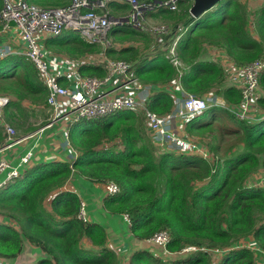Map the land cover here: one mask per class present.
<instances>
[{"label": "trees", "instance_id": "1", "mask_svg": "<svg viewBox=\"0 0 264 264\" xmlns=\"http://www.w3.org/2000/svg\"><path fill=\"white\" fill-rule=\"evenodd\" d=\"M252 1L220 0L212 11L198 18L189 14L192 0L180 1V12L161 11L171 20L164 46L179 36L176 52L183 64L180 71L165 57V49L154 58L148 57L150 43L157 42L155 37L127 23L114 24L109 30L111 43L133 41L116 51L80 37L74 45H62L65 30L47 39L46 47L60 44V50L74 59L76 55L104 52L111 59L132 63V74L153 87L147 108L159 115L172 110L176 91L201 97L214 92L228 104H237L240 90L225 84V72L209 51H221L237 65L264 58V0L258 5ZM123 6L122 10L129 7ZM125 31L130 32L123 36ZM78 71L100 77L107 72L87 64ZM58 81L64 86L68 83ZM168 84H172L173 92L168 91ZM259 87L263 94L256 105L264 111V70ZM0 95L13 97L5 107V116L9 106L21 115L24 100L46 104L48 90L33 62L24 54L14 53L0 58ZM221 111L229 121L212 115ZM81 120L70 126L67 135L77 152L72 163L42 162L0 188L1 259L15 258L29 242L43 252L44 257L36 264H121L114 247L105 245V227L79 219L78 195L61 190L71 174L78 172L91 182L118 184L119 192L107 195L104 206L112 214L125 215L135 239L148 243L154 233L168 232L164 247L153 250L149 242L148 247L134 249L129 264H213L211 251H221L215 264H264V185L248 183L264 173V115L242 120L212 106L186 122L188 135H210L211 160L195 153L157 154L144 116L139 113L123 110ZM216 120L220 126H215L214 132L206 131ZM5 135L0 125V144ZM226 138L232 141L229 144L227 140L223 149L217 142ZM83 238L98 249L88 248ZM242 241L245 244L239 246Z\"/></svg>", "mask_w": 264, "mask_h": 264}, {"label": "built area", "instance_id": "2", "mask_svg": "<svg viewBox=\"0 0 264 264\" xmlns=\"http://www.w3.org/2000/svg\"><path fill=\"white\" fill-rule=\"evenodd\" d=\"M108 1L110 0H97L92 4L91 0H70L64 6L43 7L27 0H2L0 30L7 29L11 24L15 25L25 43L24 55L33 62L40 80L48 90L47 103L52 107L53 114L50 115L44 127L53 125L66 114H71L75 119L97 118L117 110H135L142 113L148 133L161 149L194 152L198 150V144L178 132L176 123L174 127L176 120L185 123L212 104L227 108L242 120L257 117L255 105L259 96L263 94L259 87V77L264 70V58H256L243 65L225 61L229 83L240 90L239 103L227 104L213 93L204 97L183 93L179 99H175L174 109L159 115L147 108L150 87L132 74V63L123 59L108 58L104 52L91 54L88 58L81 60L63 58L58 61L49 56L50 53L40 43V39L46 36H57L64 29L79 32L83 39L99 44L103 49L110 46L108 33L111 25L123 21L120 17L114 19L109 15L108 10L105 9ZM116 1L129 5L126 15L127 23L137 29L151 31L156 43L166 50L165 56L168 61L180 71L182 62L176 52L177 38L170 45L164 46L163 37L169 33V25L161 22L147 26L144 23L151 12L164 10L179 12V3L183 0ZM6 53L3 48L0 49V58L6 56ZM64 64L74 68L69 72L64 71L61 69ZM85 64L98 65L107 72L103 77L83 76L78 68ZM61 78H67L69 82L65 86L61 85L58 81ZM9 100V96H0V125H3L6 133L3 143L0 144V151L21 141L16 138L15 128L6 123L2 114V109ZM201 154L204 158L207 157V153L203 150ZM31 157L32 151L29 150L21 158L20 164L27 165ZM209 157H211L210 154L207 159ZM9 167L7 161L0 160V173ZM19 173L18 169L11 168L7 173V180L18 176ZM104 189L108 194L119 190L113 181L106 182ZM79 217L86 220L84 202H81ZM168 240L169 235L166 230L154 233L149 239L153 244L162 247ZM242 244L240 242L239 246ZM0 264H3L1 258Z\"/></svg>", "mask_w": 264, "mask_h": 264}, {"label": "crops", "instance_id": "3", "mask_svg": "<svg viewBox=\"0 0 264 264\" xmlns=\"http://www.w3.org/2000/svg\"><path fill=\"white\" fill-rule=\"evenodd\" d=\"M33 3L42 6H63L69 3L70 0H29ZM97 0H91V3H95ZM124 4L111 2L108 4V12L112 18L122 17L124 16L128 9L122 10ZM181 8V7H180ZM180 12V11H179ZM158 19H165L163 14L152 13L148 16V22H156ZM176 27V26H175ZM174 27V28H175ZM177 29V28H176ZM136 31V30H135ZM66 36L62 40V45H74L79 38V35L76 32L66 30ZM147 34V33H145ZM149 35V34H148ZM150 36V35H149ZM51 36H46L40 39V43L43 47L50 53V57L55 60L66 59H74L72 56H69L62 52V47L60 44H53L49 47H46V41ZM112 37V36H111ZM110 37V40H111ZM139 36V41H140ZM139 41L136 44H139ZM142 42V41H140ZM74 43V44H73ZM133 41H124L121 42H113L110 45L109 49L118 50L122 46L131 45ZM4 49L6 54H24L25 51V43L24 40L19 36V32L15 25L11 24L7 29L0 30V49ZM161 47H157V45H153L150 43L149 51L147 52V56L150 58H154L161 51ZM76 54H80V51H77ZM211 57L215 58L220 65L224 63V61H229L226 59L228 56L223 52H219L216 49H211L209 51ZM212 54L223 55L226 58L222 61H219L217 56L215 57ZM3 57V56H2ZM6 57V56H5ZM83 56L80 58L79 56H75L76 60L85 59ZM212 58V59H213ZM229 58V57H228ZM230 59V58H229ZM231 60V59H230ZM230 62V61H229ZM74 67H67L65 64L61 67L62 70L69 72ZM90 75L91 74H87ZM85 76V75H83ZM62 81L69 80L67 78H61ZM172 84H168V91L173 92L171 89ZM154 88H158L155 86ZM153 89V87H152ZM176 95H181V91H176ZM22 108L24 109L23 113L20 115L16 108L8 107L7 110H11L9 120H5L7 124L13 126L16 130V138L21 139L20 142L15 143L2 151H0V160H5L9 163L10 167L0 173V184L4 185L6 182L7 172L11 168H16L20 172L24 170V168H28L31 166H35L45 161H56V162H69L75 159L77 152L74 150L72 146L68 144V138L66 136V127L67 124L75 119L71 114L64 115L58 122L54 123L49 127H38V125L43 124L49 117L51 113V108L47 104H32L27 100L22 102ZM6 107V106H5ZM2 110V114L4 116V110ZM12 113V114H11ZM5 118V117H4ZM178 125V131L183 135H188L184 130V125L179 123V121L174 122ZM38 127V128H37ZM194 137V136H192ZM198 138V137H194ZM32 151V157L30 162L27 165H21L20 160L25 155L27 151ZM61 190H70L75 192L79 199L85 203V213L89 220L96 222L100 225H103L106 229V246L114 245L121 247V254H119L122 264H129L128 258L132 250L137 248L148 247L147 242L139 241L135 239L129 229L128 220L125 218L123 214H112L110 213L104 206V199L107 194L104 191L103 183H95L91 182L85 176L79 174L78 172L72 173L68 181L63 185ZM50 203V201L48 200ZM3 220L0 217V222ZM85 245L88 248H94L95 250L98 247H95L90 240L87 238H83ZM151 249L155 250V246H150ZM44 257L43 252L40 251L39 248L32 245L29 242H25L22 252L12 259L2 260L3 264H36V262Z\"/></svg>", "mask_w": 264, "mask_h": 264}, {"label": "clouds", "instance_id": "4", "mask_svg": "<svg viewBox=\"0 0 264 264\" xmlns=\"http://www.w3.org/2000/svg\"><path fill=\"white\" fill-rule=\"evenodd\" d=\"M70 2V1H69ZM111 2H117V3H121V4H127V3H122V2H120V1H116V0H110V1H108L107 3H106V7H105V9H107L108 10V4L109 3H111ZM33 3V2H32ZM36 4V3H35ZM94 4V3H93ZM38 5V4H37ZM67 5V4H66ZM41 6V5H40ZM64 6V5H63ZM43 7H58V6H43ZM97 11H99V9H97V8H95ZM128 11H129V7H128ZM128 11H127V13H128ZM165 11V10H164ZM109 13V12H108ZM127 13L124 15V16H122V17H120V18H122L121 20L123 21L122 23H127V17H126V15H127ZM152 13H159L160 14V12H151L150 14H152ZM150 14H148L147 15V17H146V23H144L145 25H147V26H149V25H155V24H157V23H161V22H148V20H147V18H148V16L150 15ZM109 15H110V13H109ZM116 18H119V17H116ZM116 18H114V19H116ZM122 23H115V24H122ZM127 24H129V23H127ZM114 25V24H113ZM113 25H111V27L113 26ZM130 25V24H129ZM133 27V26H132ZM133 28H135V27H133ZM170 28V27H169ZM177 28V30H181V27L180 26H177L176 27ZM137 31H139V32H141V31H143V32H145V33H148L150 36L151 35H153L152 34V32L151 31H149V30H142V29H140V28H135ZM65 31L66 30H69V29H64ZM63 30V31H64ZM70 31H73V30H70ZM170 31V30H169ZM73 32H76L78 35H79V37H80V39L82 40L83 38L81 37V35L79 34V32H77V31H73ZM62 33V32H61ZM60 33V34H61ZM59 34V35H60ZM168 34V33H167ZM153 37H155L154 35H153ZM177 38V40L179 39V36H177L176 37ZM176 38H174V39H176ZM109 39H110V37H109ZM173 39V40H174ZM83 40H85V39H83ZM86 41V40H85ZM111 41V40H110ZM88 42V41H87ZM90 43V42H89ZM94 44V43H93ZM112 44V43H111ZM171 44V43H170ZM169 44V45H170ZM97 45H99V44H97ZM152 45H153V47H154V45H157V47H161V49H164L162 46H160L159 44H157L156 42H154V43H152ZM101 46V45H100ZM109 47V46H108ZM106 49V48H105ZM99 53H101V52H99ZM97 54V53H96ZM8 55V54H7ZM6 55V56H7ZM3 57H5V56H3ZM3 57H1V58H3ZM166 57V56H165ZM88 58V57H87ZM109 58V57H108ZM150 59V58H149ZM229 61H231V62H233L232 60H230V59H228ZM182 62V61H181ZM234 63V62H233ZM182 67H183V64H182ZM221 67L223 68V70H224V72H225V83L227 84V86H231V84L229 83V81H228V79H227V69H226V63H225V61H224V63H222L221 64ZM176 68V67H175ZM91 76H93V75H91ZM149 86V85H148ZM150 87V94H151V89H152V87L151 86H149ZM210 93H213L214 95H216L214 92H210ZM150 94H149V96H150ZM183 94V93H182ZM182 94L181 95H173V97H174V99H179V97H181L182 96ZM209 94V93H208ZM208 94H206L205 96H207ZM0 96H9L10 97V100H12V96L11 95H0ZM149 96H148V98H149ZM217 96V95H216ZM217 97H219V96H217ZM148 98H147V105H148ZM221 98V97H220ZM9 100V101H10ZM224 100V99H223ZM225 101V100H224ZM226 102V101H225ZM9 103V102H8ZM227 104H228V102H226ZM46 104L48 105V106H50L48 103H47V99H46ZM45 104V105H46ZM176 104V103H175ZM175 104H174V106H175ZM174 106H173V108L172 109H174ZM212 106H214V107H220V108H224V109H226V110H228L227 108H225V107H222V106H217V105H210L207 109H205L204 111H202L201 113H199V114H196V115H194L193 117H195V116H197V115H200V114H203L206 110H208L210 107H212ZM5 107V106H4ZM3 107V108H4ZM50 108H51V113H50V115H52L53 114V109H52V107L50 106ZM3 110V109H2ZM117 111H123V110H117ZM117 111H114V112H112V113H115V112H117ZM129 111H132V112H135V113H139V114H141L142 115V113L141 112H138V111H135V110H129ZM151 111V110H150ZM229 111V110H228ZM112 113H109V114H112ZM109 114H107V115H109ZM50 115H49V117H50ZM220 114L218 113V112H216L215 114H213V116H219ZM104 116H106V115H104ZM49 117H48V119L43 123V124H40V125H38V127H41V126H45L47 123H48V121H49ZM101 117V116H100ZM192 117V118H193ZM191 118V119H192ZM80 119H83V118H77V119H75V120H73V121H70L68 124H67V127H66V136L68 135V132H69V128H70V126L73 124V123H75L77 120H80ZM85 119H94V118H85ZM191 119H189V120H191ZM208 119H210V117H208ZM5 120V119H4ZM188 120V121H189ZM176 121H179V120H176ZM187 121V122H188ZM144 123H145V121H144ZM179 123H181L182 125L181 126H183L184 125V128H185V125H186V122L185 123H182V122H180L179 121ZM37 127V128H38ZM145 128H146V125H145ZM176 128H177V130H178V125L176 124ZM146 131H147V133H148V130H147V128H146ZM179 132V131H178ZM180 133V132H179ZM181 134V133H180ZM148 135H149V137L151 138V135L148 133ZM181 135H183V134H181ZM184 137H187V138H190V139H192V140H194L195 138L194 137H192V136H190V135H183ZM68 141V140H67ZM151 141L153 142V144H154V146H155V152L157 153V154H159V153H162V152H167V151H176V152H178V153H193V151L192 152H190V151H180V150H176V149H169V150H163V149H161L153 140H152V138H151ZM195 141V140H194ZM195 143L196 144H199V143H197L196 141H195ZM68 144H69V142H68ZM70 145V144H69ZM71 146V145H70ZM119 148H122V146L120 145L119 146ZM75 150V149H74ZM76 151V150H75ZM201 156L203 157V155L201 154ZM204 158V157H203ZM207 159V158H206ZM73 162V161H72ZM26 169V167L24 168V170ZM23 170V171H24ZM22 171V172H23ZM3 172V171H2ZM22 172H20L19 173V175L18 176H16V177H13V178H11V179H6V182L4 183V185L8 182V181H10V180H12V179H14V178H17V177H19L20 175H21V173ZM8 173V172H7ZM6 178H7V175H6ZM108 182V181H107ZM114 182V181H113ZM117 186H118V184L116 183V182H114ZM4 185H2L1 186V184H0V188L1 187H3ZM105 185V183H103V186ZM118 188H119V186H118ZM119 190H120V188H119ZM119 190L118 191H116V192H114V193H112V194H116V193H118L119 192ZM104 191H105V189H104ZM105 193H106V191H105ZM107 195H112V194H108V193H106ZM81 202H83L82 200H80V206H81ZM79 210H80V207H79ZM77 217L79 218V219H81L80 217H79V211H78V214H77ZM81 220H83V219H81ZM87 220H89L88 218H87V216H86V220H83V221H87ZM83 243H84V240L82 241ZM153 246H157V245H155V244H153L151 241H149ZM162 247V246H161ZM164 247V246H163ZM185 249H187V248H184L183 250H185ZM188 250H190V249H188ZM2 260H4V259H2Z\"/></svg>", "mask_w": 264, "mask_h": 264}, {"label": "rangeland", "instance_id": "5", "mask_svg": "<svg viewBox=\"0 0 264 264\" xmlns=\"http://www.w3.org/2000/svg\"><path fill=\"white\" fill-rule=\"evenodd\" d=\"M261 3V0H253L252 1V5H258V4H260ZM215 7V6H214ZM213 7V8H214ZM212 8V9H213ZM212 9H211V11H212ZM177 13V12H176ZM171 20H169V19H158V21L157 22H164V23H166L167 25H171V22H170ZM127 32H130V31H125V33L123 34V36L124 35H126L127 34ZM114 33H116V32H114ZM121 35H118V37H120ZM122 36V37H123ZM108 38H109V36H108ZM91 54H82V55H80V58H82L83 56H85L86 58L88 57V56H90ZM212 55H214L215 57L217 56V58H219V61H222L223 62V59L224 58H226L225 56H223V55H217V54H212ZM213 58V57H212ZM215 59V58H214ZM226 59H229L228 57L226 58ZM231 62V61H230ZM146 74H147V72H145ZM226 84V83H225ZM227 85V84H226ZM176 89V88H175ZM256 108H257V105H256ZM258 109V111H257V113H256V115H259V114H262V113H264V111H260V108H257ZM10 112H11V110H8L7 112H6V116H8L9 114H10ZM213 115V114H212ZM6 116H5V114H4V116L3 117H5L4 119L5 120H7L6 119ZM220 116V118H221V120H224L225 118H226V116H225V114H224V112L223 111H221V114L219 115ZM208 117H210V115H208ZM82 120L80 119V120H77L75 123L76 124H78V123H80ZM227 121H229V118L227 117L226 118V122ZM74 123V124H75ZM218 123V121L216 120L215 122H214V124H212V128H210V129H206V131H208V132H214V127L215 126H220V124H217ZM210 135H208L207 134V136H205V135H203V136H200L201 138H195L194 140L197 142V143H199L198 144V150H195L193 153H195V154H198V155H200L201 156V151L203 150L204 152H206L207 153V157L209 156V153H208V150H209V147H208V143L210 142L209 140H210V137H209ZM229 139H232V137H229ZM227 138L225 139V141H219V142H217V143H220L221 144V146H222V148L224 149L226 146H227ZM231 141L232 140H228V143L230 144L231 143ZM226 142V143H225ZM206 157V158H207ZM209 160H211V158L209 157ZM207 180H205L204 182H206ZM250 181H251V183H259L260 185H264V173H261V174H259V175H257V176H255L254 178H251V179H249L248 180V183H250ZM198 185H200V184H198ZM0 202H1V197H0ZM126 218V217H125ZM127 219V218H126ZM241 243H243L242 245H244L245 244V242L243 241V242H241ZM85 245V244H84ZM117 245L119 246V242L117 243ZM115 247H114V249L116 250V252H118V254H121L122 252H121V247H118V246H116V245H114ZM226 251V250H225ZM211 253V259H212V261H213V264H215L217 261H219L220 260V258H221V251H218V252H216L215 253V251H211L210 252ZM121 264H122V262H121Z\"/></svg>", "mask_w": 264, "mask_h": 264}, {"label": "water", "instance_id": "6", "mask_svg": "<svg viewBox=\"0 0 264 264\" xmlns=\"http://www.w3.org/2000/svg\"><path fill=\"white\" fill-rule=\"evenodd\" d=\"M220 0H192L189 8L191 17L198 18L203 13L214 7Z\"/></svg>", "mask_w": 264, "mask_h": 264}]
</instances>
